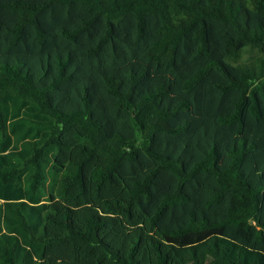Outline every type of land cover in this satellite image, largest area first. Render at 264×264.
I'll return each instance as SVG.
<instances>
[{
  "label": "trees",
  "instance_id": "trees-1",
  "mask_svg": "<svg viewBox=\"0 0 264 264\" xmlns=\"http://www.w3.org/2000/svg\"><path fill=\"white\" fill-rule=\"evenodd\" d=\"M0 264H264V0H0Z\"/></svg>",
  "mask_w": 264,
  "mask_h": 264
}]
</instances>
